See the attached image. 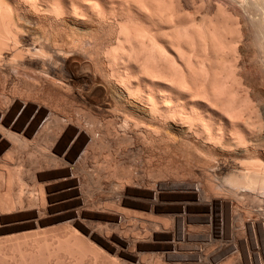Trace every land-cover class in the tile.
Segmentation results:
<instances>
[{
    "label": "bare ground",
    "instance_id": "bare-ground-1",
    "mask_svg": "<svg viewBox=\"0 0 264 264\" xmlns=\"http://www.w3.org/2000/svg\"><path fill=\"white\" fill-rule=\"evenodd\" d=\"M92 1L0 0V264H264L239 20L220 3L198 20L202 0ZM218 149L247 156L227 169Z\"/></svg>",
    "mask_w": 264,
    "mask_h": 264
},
{
    "label": "rangeland",
    "instance_id": "rangeland-1",
    "mask_svg": "<svg viewBox=\"0 0 264 264\" xmlns=\"http://www.w3.org/2000/svg\"><path fill=\"white\" fill-rule=\"evenodd\" d=\"M9 4L13 3L14 0H6ZM92 1V0H90ZM97 0L92 1L94 3H96ZM190 1V0H189ZM201 1V0H200ZM229 1V0H228ZM227 0H204V4H203V0H202V3H201V13L197 15V18L198 20H200V16H206L208 17V19L210 18V20H213L211 19L212 16L213 18L215 19L216 17V14H215V9H217V7L215 5H222L225 9V11L227 12H230V14H232L233 17H235L236 19H238L239 21V24L241 25L240 26V29L242 31V34L244 35L243 36V39H242V43H239L238 44V47H237V51L238 53L240 54V59L242 58L243 61H241L240 59H238L240 62H237L236 65H239L237 66L238 67V71L237 73L239 74L238 75V78L241 79V83L243 85V89L241 88V90H243L242 92H240L241 94H245L246 91H248V94L246 92L245 95H241L239 94L240 96H242L239 100H237V102L235 103L236 105H239V106H242L244 104V106L247 105V103L249 104H253L251 108H254V109H257L258 113L260 114V119L256 120V127H255V131H256V137L254 139V143L253 144H256V152H255V155L257 156H260L261 158L264 159V67L261 65V60H260V56L258 55L259 53L258 52V43H257V39L255 38V26L258 27V23L260 21V23H262V25L264 24L263 21H264V16H263V12L261 13L260 10H264V9H261L259 6V9L257 10V6L256 4L252 7L250 6L249 7H246L245 10H243L241 7H239V5L237 4H230L232 3L231 1L228 2ZM189 3V2H188ZM191 3V4H190ZM189 5L191 6H188V10H189V13H194L195 11V8L196 6L192 5L193 3L190 2ZM217 3V4H216ZM253 2L250 3V5L252 4ZM254 4V3H253ZM186 9V11H187ZM245 11V12H244ZM188 12V11H187ZM250 12V13H249ZM204 13V14H203ZM202 14V15H201ZM259 14H262L259 15ZM210 16V17H209ZM260 16V17H259ZM263 17V18H262ZM259 18V19H258ZM262 18V19H260ZM235 19V20H236ZM245 19V20H244ZM257 20V21H256ZM259 20V21H258ZM262 21V22H261ZM257 22V24H256ZM69 23V24H68ZM71 23V24H70ZM259 23V25H260ZM66 25L68 27H71L70 28H74L78 31H80L82 29V31H85V24H79V25H75L73 24V22H67ZM74 25V26H73ZM89 26L92 27V24H88ZM132 25V24H131ZM129 25V26H131ZM140 25V24H139ZM138 25V26H139ZM261 27L264 28V25ZM77 26V28H76ZM146 26V25H145ZM143 26V27H145ZM112 27V26H111ZM110 27V28H111ZM134 27V26H133ZM109 30H107V32H109V34L107 33V36L110 37L105 41L109 42L111 40V38H114L113 36H115L113 33L114 31L111 32V30H114L113 28H111ZM111 33L113 34L112 37H111ZM256 39V40H255ZM113 40V39H112ZM256 41V42H255ZM259 42V41H258ZM257 43V44H256ZM256 44V45H255ZM260 46V44H259ZM243 63V64H242ZM243 66H242V65ZM263 68H262V67ZM243 67V68H242ZM240 68V69H239ZM244 83V84H243ZM245 86V87H244ZM245 89V90H244ZM234 90V88L232 89ZM240 90V91H241ZM244 96V97H243ZM247 96V97H246ZM249 96V97H248ZM245 98V100L243 99ZM250 98V99H249ZM247 99H249V101H246ZM251 99L253 101H251ZM243 102H242V101ZM246 101V102H244ZM252 103H251V102ZM241 102V104H240ZM243 103V104H242ZM246 104V105H245ZM248 106V105H247ZM250 107V105L248 106ZM178 128L177 127H173L172 130L176 131ZM256 142V143H255ZM252 147L254 146H250V149H252ZM259 147V148H258ZM260 149V151H259ZM239 151V152H237ZM263 151V152H262ZM227 152V153H226ZM234 153V154H233ZM239 153V154H238ZM242 153V154H241ZM214 159L215 161L218 163V164H222V162H225V160L227 161V165H226V168L227 169H232L233 167L232 166H235L234 163H236L242 159H245L246 156H247V153L238 149V150H233V151H224V150H221V149H218L216 150V152L214 153ZM225 157V158H224ZM135 158V160H134ZM133 158V161L136 162L138 161V158L137 156L135 155ZM232 160V161H231ZM235 160V161H234ZM137 163V162H136ZM139 163V162H138ZM215 163V162H214ZM216 163V164H217ZM232 163V164H231ZM230 167H229V166ZM220 167H222L220 165ZM218 172V171H217ZM244 198V197H242ZM246 198V197H245ZM239 201V202H238ZM237 202L238 203H235L237 206L238 205V209L240 207H243L240 208L241 211H243V215L245 217H248V216H254L257 215L256 212H254L256 210V207L254 206L255 204H253L252 202H250V200L248 198L246 199H239ZM242 201V202H241ZM245 203H244V202ZM250 202V203H249ZM240 203V204H239ZM250 204V205H249ZM253 204V206L251 205ZM242 205V206H241ZM247 205V206H246ZM251 206V208H250ZM249 207V208H248ZM254 207V208H253ZM253 208V209H252ZM244 209V210H243ZM258 210V209H257ZM247 211V214L245 213ZM251 213V214H250ZM256 213V214H255ZM140 224H138V221H136V223L133 224V227L132 228H135L137 230L141 229L142 228V224L141 222L139 221ZM140 225V226H139ZM139 226V227H138ZM141 227V228H140ZM139 228V229H138ZM235 259V257H234Z\"/></svg>",
    "mask_w": 264,
    "mask_h": 264
},
{
    "label": "clouds",
    "instance_id": "clouds-1",
    "mask_svg": "<svg viewBox=\"0 0 264 264\" xmlns=\"http://www.w3.org/2000/svg\"><path fill=\"white\" fill-rule=\"evenodd\" d=\"M192 27L195 28L196 25H192ZM183 31L186 32V30H183ZM136 39L142 42V41L145 40V39H149V40H150L151 38H150V37H147L146 35H138V36L136 37ZM223 87H227V82H225V84L223 85Z\"/></svg>",
    "mask_w": 264,
    "mask_h": 264
}]
</instances>
